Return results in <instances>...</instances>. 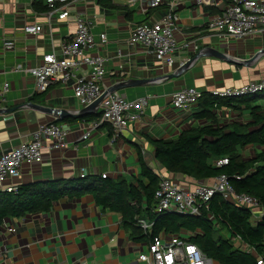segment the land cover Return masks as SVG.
<instances>
[{"label":"crops","instance_id":"1","mask_svg":"<svg viewBox=\"0 0 264 264\" xmlns=\"http://www.w3.org/2000/svg\"><path fill=\"white\" fill-rule=\"evenodd\" d=\"M130 1L70 0L65 6L68 17L59 20V12L50 11L44 0H0V46L5 40L14 43L10 51L0 47V89L8 84L5 101L0 105V154L28 142L39 125L53 123L67 131L62 150H52L46 141L40 149L41 161L22 164L19 176L5 186L17 189L33 183L93 176L128 181L140 174L139 155L152 171L169 175L154 160L151 142L174 140L190 127L206 125L193 119L195 107L173 110V93L193 88L210 95L212 91L238 88L264 77V33L226 40L207 28L231 0H213V6L197 0H158L155 8L148 7L149 0ZM171 3L176 4L173 37L177 49L169 67L141 45L130 44L128 38L136 25L165 16ZM76 18L84 20L93 35L95 46L89 53L104 60L102 90L116 92L126 100L147 98L142 115L129 120L123 135L114 143L110 142L106 124L90 130L96 121L89 118L100 113L99 106L93 112H83L86 107H81L73 95V79L64 85L51 84L45 92L38 93L33 78L15 70L18 65L37 67L42 57L51 53L61 61V44L73 37ZM26 25H39L41 30L26 34ZM101 34L105 36L104 43L99 40ZM207 50L222 54L225 60L201 56L189 69L178 73L183 63ZM255 54L258 57L254 62L245 63ZM168 75L175 77L163 78ZM75 76L86 77L87 69L80 68ZM51 109L58 114L47 111ZM216 120L219 127L246 124L251 121L250 111L221 107ZM88 131L90 136L81 140ZM253 153L251 147H246L241 157L248 160ZM172 178L185 189L195 184L191 178ZM259 214L264 216V209L251 216L252 224L261 219ZM145 247V242L129 238L118 215L96 206L89 194L76 199L64 197L48 212L8 218L0 226V264H140L137 256Z\"/></svg>","mask_w":264,"mask_h":264},{"label":"trees","instance_id":"2","mask_svg":"<svg viewBox=\"0 0 264 264\" xmlns=\"http://www.w3.org/2000/svg\"><path fill=\"white\" fill-rule=\"evenodd\" d=\"M101 2V0H100ZM241 99H217L202 94L192 117L204 121L182 131L176 139L152 141L153 157L160 169L194 181H211L220 175L237 194H247L258 200L264 209V92ZM221 107L245 108L251 121L219 127L216 113ZM100 113L89 121H97ZM109 133L111 132L109 129ZM251 147L253 156L244 160L241 151ZM255 148H258L256 150ZM227 159L224 166L216 162ZM140 174L130 180L83 177L76 180L47 181L20 186L12 193H0V226L5 219L48 212L64 197L80 198L89 194L96 206L119 216L122 227L134 242L148 243L160 234H189V242L218 264H256L264 255V216L252 224L249 210L237 207L215 194L198 216L173 212H154V192L158 176L139 155ZM139 221L150 223L143 230ZM216 226L218 229H216ZM227 238L223 237V233ZM238 238L250 252L235 247L231 239Z\"/></svg>","mask_w":264,"mask_h":264},{"label":"built area","instance_id":"3","mask_svg":"<svg viewBox=\"0 0 264 264\" xmlns=\"http://www.w3.org/2000/svg\"><path fill=\"white\" fill-rule=\"evenodd\" d=\"M70 0H44L50 11L59 12V20L66 19L68 12L65 9ZM135 0H131L133 3ZM197 2L214 5L213 0H197ZM158 0H149L148 7L155 8ZM175 3L169 5L168 13L152 23H140L134 27L128 38L130 44H138L149 50L154 58L167 66H172L171 55L177 49L173 37L177 17L173 13ZM51 14H48V18ZM208 30L215 32L226 40L242 39L253 34L264 33V0H231L224 5L219 15L212 18L207 25ZM41 30L39 25H26L23 32L37 34ZM101 43L105 42L104 34L99 36ZM95 46L93 35L86 22L80 18L75 20L74 35L69 42H63L60 47L61 61L55 54L42 57L41 64L34 68L16 66L15 70L29 74L35 85V91L45 92L54 83L64 85L68 79H73V95L77 103L85 108L105 92L100 86L105 74L104 60L98 55H91L89 51ZM1 49L10 51L14 43L10 40L2 41ZM80 68L87 69L86 77H76L75 73ZM8 92V84L4 83L0 89V105L4 103V96ZM264 92V77L258 81H251L238 88H226L210 93L217 99H241L256 96ZM202 96V92L193 88H184L171 97L170 106L173 110H185L195 107ZM147 98L140 97L126 100L118 93H106L99 103L100 118L92 123L90 130L101 124L110 128V142L114 143L121 138L131 119H139L145 107ZM66 129L53 123L39 125L31 134L28 142L15 149L0 154V192L12 193L16 191L13 185L5 186L9 180L19 176L22 164L32 165L41 161L40 149L48 141L52 150H62L65 147ZM90 131L84 133L80 139L86 140ZM227 159L216 162V166H224ZM158 186L154 192L156 214L173 212L179 215L198 216L201 209L207 206L209 200L215 195H221L230 204L242 207L255 217L256 212L263 209L258 200L247 194H237L228 183L227 177L220 175L210 185L195 181L191 189L182 188L176 180L169 175L159 172ZM105 178V176H101ZM262 218L263 215L259 214ZM140 227L147 231L150 228L144 221L138 222ZM8 231H14L8 229ZM189 234L167 235L160 234L150 242L137 256L140 264H213V261L203 255L200 250L189 242ZM237 248L246 253L250 252L245 244L238 238L231 239ZM256 264H264V255L256 260Z\"/></svg>","mask_w":264,"mask_h":264},{"label":"water","instance_id":"4","mask_svg":"<svg viewBox=\"0 0 264 264\" xmlns=\"http://www.w3.org/2000/svg\"><path fill=\"white\" fill-rule=\"evenodd\" d=\"M206 55L215 56V57H217V58H219V59L225 60V57H224L222 54H220V53H218V52H216V51H214V50H207L206 52L199 53V54H197L195 57H193L192 59H190V60L186 61L185 63H183V64L181 65V68L178 70V73H179V72H183V71L189 69L190 66H192V64H193L198 58H200L201 56H202V57H203V56H206ZM257 57H258V54H255L251 59L247 60L245 63H251V62H254V61L257 59ZM173 77H175V75H168V76H164L163 78H164V79H165V78H166V79H171V78H173ZM120 84H121V85H126L125 82H122V83H120ZM114 89H117V88H114ZM105 94H106V93H104L102 96H100V97H99L97 100H95L91 105H89L88 107H86V108L83 110V112H84V113L93 112L94 109L97 108V107L99 106V103L101 102V100L103 99V97H104ZM47 111H51L50 113H53V114H55V115L58 114V112H55V111L52 110V109H51V110H47ZM59 114H60L61 116H65V115H66L64 112H59Z\"/></svg>","mask_w":264,"mask_h":264},{"label":"rangeland","instance_id":"5","mask_svg":"<svg viewBox=\"0 0 264 264\" xmlns=\"http://www.w3.org/2000/svg\"><path fill=\"white\" fill-rule=\"evenodd\" d=\"M216 229H218V227H217V226H216ZM185 234H186V233H184V232H183V233H181V235H185ZM223 237H224V238H227V237H228V236H227V234H226L225 232L223 233ZM214 264H216V263H214Z\"/></svg>","mask_w":264,"mask_h":264}]
</instances>
